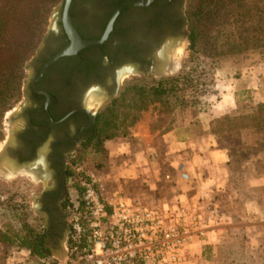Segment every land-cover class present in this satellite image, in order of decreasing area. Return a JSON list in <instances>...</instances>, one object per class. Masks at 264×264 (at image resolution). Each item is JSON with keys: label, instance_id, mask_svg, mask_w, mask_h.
<instances>
[{"label": "flooded vegetation", "instance_id": "af4514ba", "mask_svg": "<svg viewBox=\"0 0 264 264\" xmlns=\"http://www.w3.org/2000/svg\"><path fill=\"white\" fill-rule=\"evenodd\" d=\"M84 1H71V23L83 39H99L115 15L108 37L52 60L70 43L61 21L62 6L58 31L46 38L36 56L26 80V104L16 114L21 121L10 127L12 138L3 152L7 173L33 175L28 179L38 188L29 196L37 203L33 211L42 219L48 247L65 233L68 239L71 232L72 221H67L72 215L71 158L92 137L98 115L85 100L92 96L105 105L111 103L124 72L168 75L176 67L171 53L185 36L184 0H90L87 6Z\"/></svg>", "mask_w": 264, "mask_h": 264}, {"label": "rangeland", "instance_id": "374dc122", "mask_svg": "<svg viewBox=\"0 0 264 264\" xmlns=\"http://www.w3.org/2000/svg\"><path fill=\"white\" fill-rule=\"evenodd\" d=\"M63 2L64 0H60L49 12L44 36L35 55L26 65V80H29L33 73L34 62L38 60H36V56L38 53L40 54L46 38L53 32L58 31L59 14ZM89 2L90 0H85L84 6H87ZM188 2L189 0H184L182 4V14L185 20V36L181 38L180 43L177 44L171 53L172 59L176 62L175 69L168 75L163 76H142L125 72L120 75L118 79V96L116 97V99L119 98L117 102L119 104L112 113L107 112L109 113L108 119H111V122H116L115 127L111 126L109 128V132L121 133L123 131H131L133 126L130 123L136 116H140V118L143 116L154 118V121L156 120L155 125L167 122V116L169 118L167 119L168 121L175 119V121L191 120L193 122V117L196 116L198 110L203 109L204 111H201L204 113L203 118L197 119L200 122L197 130L201 134L200 137L205 139L206 132L204 128L206 120H220L228 115L238 116L250 113L252 108L264 101V57L258 50L236 55H225L215 61H212V58L206 53H200L197 58L191 55L187 39ZM94 32L95 30H85V33ZM174 76H179L176 82L175 93L163 98V104L154 102L149 104L143 111L137 109L136 90L140 86L147 89L161 79L172 78ZM25 86L26 81L23 87L22 98L6 113L3 121L4 138L0 142L1 164L6 160L3 155L6 144L12 138L11 135H8V131L10 127L16 128L21 121V118L16 117V114L26 104L24 102ZM85 104L87 106H94L98 114L105 111L108 105L92 96L85 100ZM105 116L103 114L102 117ZM238 132L240 146L243 144L255 146L258 141L262 146L264 136H261L254 128H246ZM233 142L234 139L228 137L222 142V145L225 148L231 147ZM95 149V146L86 148L81 146L71 158L72 164L70 170L72 173L68 181V188L72 215L68 217L67 221H72V225L77 226V232L81 230L79 234H82L85 229L82 226L83 221L80 219L82 215L81 209H75L76 204L79 202L77 196L80 194L76 190L77 186L72 183V179L81 175H92L98 179H104L105 177L97 176L95 172L97 170H102V173H106L112 177L111 173L118 165L116 161L107 158L106 152L95 151ZM160 153L162 154L160 156L162 158L161 161L165 167H159L157 178L153 176L152 180L148 178L147 182L144 179H140V181H127L126 183L113 179L111 184L106 185L107 189H120L122 193L131 198H134V195L138 194L140 196L138 201L141 204L157 205L160 199L166 198L170 192L172 193L173 189L171 190L169 185L166 188V184H171L172 188H174L176 180V174L167 168L170 160L166 158L163 151H160ZM4 171L0 168V264H46L37 258L28 259L22 253L10 256L18 252L17 249L19 247H22L20 246L21 243L16 242H22L19 236H22L24 232L23 222L26 220L36 229H40L43 222L39 216L34 214L33 209H36L37 203L36 201L32 202L29 196L31 192L37 191L38 188L37 184L28 179V175L32 177L33 175L25 172L23 176L14 177V174L11 175L6 170ZM166 175H169L167 180L164 178ZM74 183L76 184V182ZM261 184L262 181L257 177L248 178L242 181L239 188L244 190L248 195L258 198L261 204L259 203V207L257 208L264 211V187ZM106 187L105 191L107 192ZM199 187L210 188L211 186L208 182H203ZM213 195L217 203H219L221 213L218 228L219 242H230V240L236 239L249 245L252 244V246H256V242L258 244L262 242L264 246V220H261L264 216L255 214L256 205L255 208L254 206L252 208L250 202L238 198L234 187L229 182H227L226 188L222 191L214 188ZM150 196L151 200L148 199ZM33 199L35 198L33 197ZM72 217L73 220H71ZM233 221L238 222L241 226L239 225L236 228V226L231 224ZM229 229H236L232 231V234L229 233L231 236H229L230 240L227 237ZM65 238H67L66 233L64 240ZM63 255L58 256L55 253V257L53 258L54 263L49 262L48 264H83L84 262L85 255L80 254V251L75 256L71 255L68 243H66ZM7 257H10V260H6Z\"/></svg>", "mask_w": 264, "mask_h": 264}, {"label": "trees", "instance_id": "16d2710c", "mask_svg": "<svg viewBox=\"0 0 264 264\" xmlns=\"http://www.w3.org/2000/svg\"><path fill=\"white\" fill-rule=\"evenodd\" d=\"M59 1L0 0V142L4 138L5 115L23 96L26 65L35 55L44 36L50 10ZM187 22L188 48L194 58L200 53H206L212 61H215L225 55L255 50L264 57V0H189ZM178 78L179 76L161 79L147 89L140 86L136 90L137 109L143 111L154 102L163 104V98L175 93ZM118 101L119 98L114 99L106 106L105 111L97 115L95 132L83 144V148L95 146V151H104L107 154L106 141L130 137V131L109 132V128L115 127L116 124L108 119L109 113L115 110ZM201 111L204 110H198ZM103 114L106 116L102 117ZM139 119L140 116H136L130 124L134 126ZM167 119L168 116L167 122L159 123L157 126L170 127L175 119L169 121ZM246 128H254L264 136V101L252 108L250 113L228 115L209 122L210 133L216 139L218 147L226 151L230 170L229 184L234 187L238 198L250 202L252 208L256 205L257 209L260 200L248 195L239 187L245 179L264 177V141L262 146L259 141L255 146L247 144L240 146L238 131ZM228 137H232L234 142L231 147L225 148L222 142ZM168 185L173 190L166 198H162L164 202L182 195L175 191L171 184H166V188ZM80 219L83 221L84 232L79 234L81 230L77 232V226L71 225L67 239L72 256L79 251L80 254L85 255L89 249L88 229L82 215ZM23 230V235L19 236L22 242H16L21 243L22 247L10 256L22 253L28 259L37 258L44 263L47 261L54 263L51 251L45 242L44 229L42 227L36 229L25 220ZM203 259L207 264H264V246L262 244L250 246L232 239L227 244L206 246L203 250Z\"/></svg>", "mask_w": 264, "mask_h": 264}, {"label": "built area", "instance_id": "2783aa9c", "mask_svg": "<svg viewBox=\"0 0 264 264\" xmlns=\"http://www.w3.org/2000/svg\"><path fill=\"white\" fill-rule=\"evenodd\" d=\"M176 169L188 180L183 163ZM72 181L80 194L75 209L88 229L83 264H184L193 244L214 235L220 224V207L209 190L143 205L121 191L105 195L92 175Z\"/></svg>", "mask_w": 264, "mask_h": 264}, {"label": "crops", "instance_id": "0c3cea01", "mask_svg": "<svg viewBox=\"0 0 264 264\" xmlns=\"http://www.w3.org/2000/svg\"><path fill=\"white\" fill-rule=\"evenodd\" d=\"M203 115V112H197L196 116L193 117V122H191V120H176L171 123L170 127H167V125L161 127L157 126L154 124L156 121H154V118L143 116L131 128V134L128 139L122 137L106 141L105 148L107 151V158L116 161L118 165L111 173L113 175L112 177L106 173H102V170L95 171L98 177H105L104 179L97 178L99 182L102 181L100 184L104 188V194L109 195L114 191H120V189H107L106 185L111 184L113 179L126 183L127 181H140V179H144V181L147 182L148 178H151L152 180L153 176L157 178L159 167H165L164 163L161 161L162 158H160V151H163L166 158L170 160L167 168L176 174L174 190L182 193L179 198L194 195L201 190H209L213 194L214 188L218 191L224 190L230 178L226 151L218 147L216 139L211 135L209 119L206 120L204 128L206 137L205 139L200 137L201 134L197 130L200 122H198L197 119L203 118ZM201 121L203 120L201 119ZM1 160L2 159L0 158V168L5 172L6 160L2 164ZM178 163H183L185 165L186 172L189 176L188 180L180 178L176 169ZM258 179L262 181L261 185L264 187V178L261 177ZM203 182H208L211 187L200 188L199 185ZM105 187L106 190H108L107 192L105 191ZM134 196V200L138 201L140 199L138 194H135ZM148 199L151 200V196ZM175 199L176 197L172 200ZM161 202L163 203L164 201L160 199L159 203L162 204ZM159 203H157V205H159ZM255 214L264 216V211L257 208ZM261 220H264V218ZM231 224L236 226V228L239 225L241 226V224L234 221ZM235 230L236 229L228 230L227 237L229 240L231 237L230 234ZM218 231L219 229L216 230L214 235L208 236V241L195 242L190 250L189 257L184 264H207L203 259L204 248L206 246L214 247L219 243H228L219 242ZM66 240L67 239L65 238L64 240L63 237L58 243L52 242L50 244L49 249L52 258L55 257V253L58 254V256L61 254L64 256L63 254L67 243ZM256 243L258 245V242ZM259 244H262V242H259ZM246 245L249 244L247 243ZM250 246H252V244H250ZM6 260H10V257H7ZM46 264H48V261Z\"/></svg>", "mask_w": 264, "mask_h": 264}, {"label": "water", "instance_id": "95a60500", "mask_svg": "<svg viewBox=\"0 0 264 264\" xmlns=\"http://www.w3.org/2000/svg\"><path fill=\"white\" fill-rule=\"evenodd\" d=\"M71 1L72 0H64L63 8H62V17H61L62 24H63L64 29H65V31H66L69 39H70V43L63 50H61L58 54H56L52 58V60L56 59L59 56L74 54L82 48L88 47V46L96 44V43L103 42L108 37V34H109L110 30L112 29V24H113V20H114L115 15L113 16V18L109 22L106 30L104 31V33L102 34V36L99 39H83L79 35L77 29L74 27V25L71 23V20H70L69 6H70ZM130 3L137 4L140 2L132 1Z\"/></svg>", "mask_w": 264, "mask_h": 264}]
</instances>
